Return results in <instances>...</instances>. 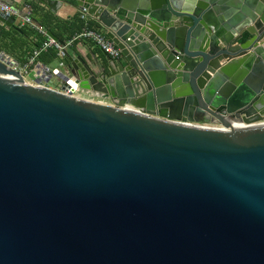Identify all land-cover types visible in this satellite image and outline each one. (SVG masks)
<instances>
[{
	"label": "water",
	"instance_id": "obj_1",
	"mask_svg": "<svg viewBox=\"0 0 264 264\" xmlns=\"http://www.w3.org/2000/svg\"><path fill=\"white\" fill-rule=\"evenodd\" d=\"M33 2L120 55L0 49V264H264V0Z\"/></svg>",
	"mask_w": 264,
	"mask_h": 264
},
{
	"label": "built area",
	"instance_id": "obj_2",
	"mask_svg": "<svg viewBox=\"0 0 264 264\" xmlns=\"http://www.w3.org/2000/svg\"><path fill=\"white\" fill-rule=\"evenodd\" d=\"M27 12L21 13L16 8H13L9 4L3 3L0 1V11L7 17H13V18H19V25L20 28L23 27H29L33 30H35L37 33H39L41 36L45 37V40L43 43L37 47L32 54L26 59V62L23 64L24 66L21 67L20 73L24 76V74L29 73L31 68L35 66L37 63L38 56L46 51L49 48H54L57 50V54L60 58L65 56V50L68 46H70L73 42L79 41L82 39H86L91 41L93 44H95L101 51L109 55L110 57L117 58L120 55V50L104 35V33L101 30H93L90 28H82L79 32H77L71 39H69L65 44H61L57 41H54L50 37L47 36V32L45 29H43L40 26H36L31 21V12L32 10L30 7H26ZM85 9H82L80 14V19L85 22V24L88 22H91L92 20L89 19V17L85 14ZM63 62L60 61L59 66H63ZM26 83L31 84L32 82ZM64 94H69V90H65L63 92ZM75 95V93H73ZM72 94V95H73ZM239 118L232 117L227 118V120L230 123L231 127H224L219 123H188L192 126H198V127H205V128H216V129H225L230 130V128H243L246 126V124L241 120L243 117V114L239 111ZM264 122V120L262 121Z\"/></svg>",
	"mask_w": 264,
	"mask_h": 264
},
{
	"label": "crops",
	"instance_id": "obj_3",
	"mask_svg": "<svg viewBox=\"0 0 264 264\" xmlns=\"http://www.w3.org/2000/svg\"><path fill=\"white\" fill-rule=\"evenodd\" d=\"M0 1L3 3L9 4L13 8H16L18 11H20L21 13L27 12L26 7L28 5H27L25 0H0ZM37 6L40 8V10H42L41 12H39L36 15V17L38 19L42 18V15H48L49 17H52L55 22H58V24H59L58 27H57V25H52V33L56 37H58V39H60L63 42V44H65L69 40L68 37L70 36V33L72 32V29H69L70 27H72L71 23H69V22L72 21L73 16L79 15V17H80V14H79L80 12L75 10V9H69V10L61 9L57 12L56 15H53L52 13L49 12V10L46 7L42 6L38 2H37ZM81 21H83V20H81ZM92 22H94V21H92ZM64 23H67V25H64ZM88 23H89L88 21L86 24H85V22H83L82 28H84V27L88 28V26H87ZM8 33L9 34L12 33V29H8V28H6L0 24V34L3 35V34H8ZM14 35L16 38H19L18 34H14ZM0 40L3 41V39L1 37H0ZM19 41L22 42L23 47H22V49H18L19 47H17L16 48L17 53L15 56H12V57L15 60H18L22 64V63L26 62L25 60L32 54V52L37 47L34 46L35 40L33 38L26 39L24 37H21L19 39ZM88 51H93L94 53L101 55V50L95 44H93L91 41L86 40V39H82V40L73 42L70 45V51L69 52L72 53L73 55L77 56L80 54L85 55ZM39 56L37 58V61L42 62L43 64H45L49 68H57L59 60L58 61L55 60L52 63H49V62L44 63L43 61H41L39 59ZM57 56H58V54H57ZM26 81L31 82L28 80H26ZM58 85H59V82L53 80V82H51V84H49L47 86L50 88L60 90V89H58ZM75 95L78 97L86 98V99H90V100L103 101L101 99H93L91 96L87 95L86 93H82L81 91L75 92ZM103 102H105V101H103Z\"/></svg>",
	"mask_w": 264,
	"mask_h": 264
},
{
	"label": "trees",
	"instance_id": "obj_4",
	"mask_svg": "<svg viewBox=\"0 0 264 264\" xmlns=\"http://www.w3.org/2000/svg\"><path fill=\"white\" fill-rule=\"evenodd\" d=\"M25 1L32 10L31 18L34 20V22L39 24L40 27H42L45 30H50L51 32H52V25H57L58 27L59 25L58 22H55L54 19L52 17H49L48 15H42V18L38 19L36 15L42 10H40V8L35 4V2H33V0H25ZM69 23H71L72 25V27L69 28L72 29V32L70 33L68 39H71L77 32H79L82 29L83 21H81L79 15H76L73 16L72 21ZM64 25H67V23H64ZM87 26L88 28L93 30H100L98 25L92 21L89 22ZM14 34H18L19 38H16ZM0 37L3 39V41L0 40V49L4 50L6 53L10 54L11 56L16 55L17 47H19L18 49H22L23 47L22 42L19 41L21 37H24L26 39L33 38L35 40L34 42L35 47H39L45 40V37L41 36L39 33H37L35 30L29 27H23L19 30V32L12 30V33L3 34ZM57 58H58L57 50L54 48L47 49L46 51L42 52L39 56V59L44 63L45 62L52 63Z\"/></svg>",
	"mask_w": 264,
	"mask_h": 264
},
{
	"label": "rangeland",
	"instance_id": "obj_5",
	"mask_svg": "<svg viewBox=\"0 0 264 264\" xmlns=\"http://www.w3.org/2000/svg\"><path fill=\"white\" fill-rule=\"evenodd\" d=\"M24 78H25L26 80H28V81H31V78H30V76H29L28 74H25V75H24Z\"/></svg>",
	"mask_w": 264,
	"mask_h": 264
}]
</instances>
